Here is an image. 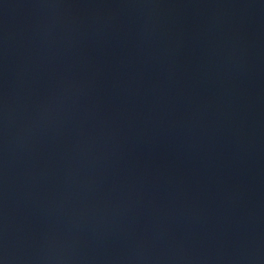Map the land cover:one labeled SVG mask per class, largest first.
<instances>
[{
    "label": "water",
    "instance_id": "water-1",
    "mask_svg": "<svg viewBox=\"0 0 264 264\" xmlns=\"http://www.w3.org/2000/svg\"><path fill=\"white\" fill-rule=\"evenodd\" d=\"M0 264H264V0H0Z\"/></svg>",
    "mask_w": 264,
    "mask_h": 264
}]
</instances>
